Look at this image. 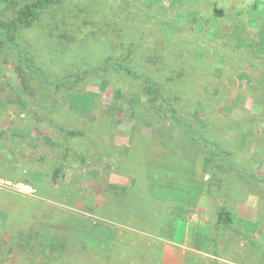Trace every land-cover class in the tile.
<instances>
[{
	"label": "rangeland",
	"instance_id": "374dc122",
	"mask_svg": "<svg viewBox=\"0 0 264 264\" xmlns=\"http://www.w3.org/2000/svg\"><path fill=\"white\" fill-rule=\"evenodd\" d=\"M10 34L0 264H264V0H57Z\"/></svg>",
	"mask_w": 264,
	"mask_h": 264
},
{
	"label": "trees",
	"instance_id": "16d2710c",
	"mask_svg": "<svg viewBox=\"0 0 264 264\" xmlns=\"http://www.w3.org/2000/svg\"><path fill=\"white\" fill-rule=\"evenodd\" d=\"M57 0H33L29 3H25L21 9H19L16 12V15L6 21V20H2L0 22V29L3 27V30H0V49H5L8 46H12L13 48H16L18 50L19 48V53H21V48L19 47V44H15V42L13 41V36L10 34V32L17 30V28L24 26V25H29L32 20L40 13L42 12L44 9H48L50 8L53 4L56 3ZM116 64L119 65V68L124 70L125 72H127L128 74H131V70L130 68H125L124 66L120 65L119 63H116L114 60V65L116 66ZM86 73V72H85ZM70 78H72L74 81H76L78 79V74H70L69 75ZM147 83V87H148V92L152 95V97L154 99L158 98V92L156 91L155 88V84L147 79L146 80ZM172 114L176 115V113L174 112V110H172ZM179 125H181V127L184 129V133L185 135L188 137V139L190 141L195 142L196 144H201L203 146H205L208 149V156L206 157V164L208 165V163L212 160L213 157H218L219 154H221L222 152H216L215 149V144L211 141H209L207 138H204L203 136H199L197 135V133L193 130L192 126L189 124V122L183 120V119H177ZM66 130L62 129V132H65ZM66 133L68 135H66L67 137H69V135H71L70 132ZM213 148V149H212ZM224 155V154H221ZM69 153L66 152L65 153V157H68ZM62 168H59L56 172H55V177L61 172ZM229 210H227L226 207H222L219 212H218V224L220 225V227L222 226H228V225H232L233 224V219L231 218V214L230 212H228Z\"/></svg>",
	"mask_w": 264,
	"mask_h": 264
},
{
	"label": "crops",
	"instance_id": "0c3cea01",
	"mask_svg": "<svg viewBox=\"0 0 264 264\" xmlns=\"http://www.w3.org/2000/svg\"><path fill=\"white\" fill-rule=\"evenodd\" d=\"M248 217H252V216L249 215ZM244 218H247V215H244ZM189 233H190L189 229H187L185 236L188 234L187 235L188 241L190 240ZM184 253H185L184 249L177 251V252H175V251L172 252V250L171 251H169V250L164 251L163 264H184Z\"/></svg>",
	"mask_w": 264,
	"mask_h": 264
}]
</instances>
